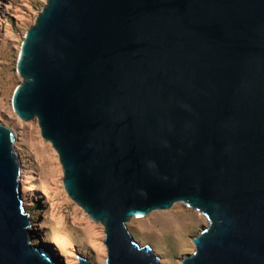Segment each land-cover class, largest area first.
<instances>
[{
  "label": "water",
  "instance_id": "obj_1",
  "mask_svg": "<svg viewBox=\"0 0 264 264\" xmlns=\"http://www.w3.org/2000/svg\"><path fill=\"white\" fill-rule=\"evenodd\" d=\"M16 72L12 110L103 225L107 264H158L126 222L175 202L208 220L183 264H264V0H45ZM14 139L0 122V264H56Z\"/></svg>",
  "mask_w": 264,
  "mask_h": 264
},
{
  "label": "rangeland",
  "instance_id": "obj_2",
  "mask_svg": "<svg viewBox=\"0 0 264 264\" xmlns=\"http://www.w3.org/2000/svg\"><path fill=\"white\" fill-rule=\"evenodd\" d=\"M44 4L45 0H0V122L15 132L21 200L31 223V243L48 252L56 264H77V257L107 264L103 225L65 192L57 153L41 137L37 120L22 121L11 107L13 90L21 81L16 72L20 43ZM207 224L199 211L181 202L126 222L134 240L151 247L158 264H183L182 257L194 250L192 238Z\"/></svg>",
  "mask_w": 264,
  "mask_h": 264
},
{
  "label": "bare ground",
  "instance_id": "obj_3",
  "mask_svg": "<svg viewBox=\"0 0 264 264\" xmlns=\"http://www.w3.org/2000/svg\"><path fill=\"white\" fill-rule=\"evenodd\" d=\"M136 217V216H135Z\"/></svg>",
  "mask_w": 264,
  "mask_h": 264
}]
</instances>
